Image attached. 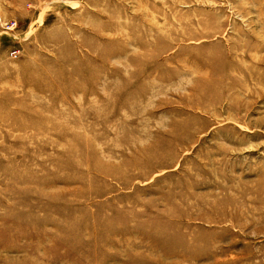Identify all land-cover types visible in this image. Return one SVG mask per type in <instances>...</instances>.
I'll return each mask as SVG.
<instances>
[{
    "label": "rangeland",
    "instance_id": "1",
    "mask_svg": "<svg viewBox=\"0 0 264 264\" xmlns=\"http://www.w3.org/2000/svg\"><path fill=\"white\" fill-rule=\"evenodd\" d=\"M0 264H264V0H0Z\"/></svg>",
    "mask_w": 264,
    "mask_h": 264
}]
</instances>
